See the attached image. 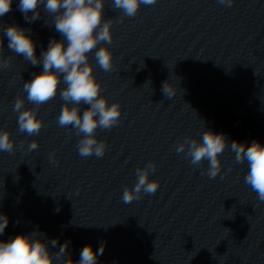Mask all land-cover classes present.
<instances>
[{"label": "water", "instance_id": "obj_1", "mask_svg": "<svg viewBox=\"0 0 264 264\" xmlns=\"http://www.w3.org/2000/svg\"><path fill=\"white\" fill-rule=\"evenodd\" d=\"M18 5L13 0L0 25L29 29L37 56L50 40L63 39L43 5L34 22ZM122 16L105 0L104 17L113 20V70L96 64L95 49L89 54L101 95L119 102L122 112L118 125L96 130L107 143L102 157L79 155L82 134L58 123L59 93L39 106L38 135L19 132L15 100L23 96L26 108L35 107L23 85L43 67L11 52L4 38L3 58L12 63L0 69V128L16 146L0 152V212L9 218L0 241L40 232L58 239L49 245L53 254L70 241L74 262L84 246L98 251L103 243L97 264H264V202L245 183L247 162L237 163L230 148L232 141L264 144V0H234L232 7L157 0L134 17ZM168 79L178 87L172 99L161 91ZM88 107L82 103L81 114ZM205 127L229 143L214 179L207 160L194 166L176 152L186 136L201 139ZM32 140L39 147L30 152ZM149 161L156 165L149 179L159 188L125 204L124 188L134 187L136 169Z\"/></svg>", "mask_w": 264, "mask_h": 264}, {"label": "clouds", "instance_id": "obj_2", "mask_svg": "<svg viewBox=\"0 0 264 264\" xmlns=\"http://www.w3.org/2000/svg\"><path fill=\"white\" fill-rule=\"evenodd\" d=\"M156 2L157 0H113V8L123 13V19L136 16L141 5H154ZM218 2L225 7H232L234 0ZM12 3L13 0H0V17L11 11ZM41 5L45 13L54 16L53 25L63 39L50 40L47 49L40 56L36 54L37 45L29 29L16 24L0 25V69L8 68L12 63L11 57L3 58L5 37L11 52L22 56L32 66L42 64L43 67L42 72L34 74L23 85L27 101L35 107L26 108L23 96H18L15 100L13 111L18 113V130L28 136L38 135L44 124L43 119L37 115L39 106L53 100L59 93L64 104L58 123L61 127L71 126L78 136L82 134L77 144L79 155L84 158L93 155L102 157L107 143L98 140L96 130L113 128L120 123L122 115L119 102L109 104L107 97L101 95L102 83L94 75V65L89 59V54L95 49L96 64L105 72L113 70V52L108 47L113 40V20L104 17L105 0H19L18 7L26 20L34 22L40 19ZM62 82L66 85L63 89L60 88ZM177 89V85L169 79L162 82L161 91L167 99L175 97ZM82 103L89 107L81 114ZM23 143L21 141V147ZM15 146L16 141L11 132L0 128V152L11 153ZM228 146L227 137L223 133H216L205 127L201 139L186 136L183 142L178 143L176 152L185 153L194 166L207 160V175L214 179L221 172L220 157ZM38 147V141L32 140L28 151ZM230 148L235 153L237 163L247 162L245 183L256 193L257 199L264 202V144L255 140L250 145L232 141ZM50 158L55 159V153ZM155 170L153 161L136 169L137 180L134 187H125L122 194L125 204L140 199L142 193L154 194L157 191L159 181L149 179ZM8 223V216L0 212V235L4 233ZM69 243L70 241H65L53 254L49 245L55 247L58 239L49 241L40 232L21 233L7 241H0V264H54V260L62 259L65 254V264H97L98 257L104 252L103 243L98 251L91 245H86L80 252L79 260L74 262L67 252Z\"/></svg>", "mask_w": 264, "mask_h": 264}]
</instances>
